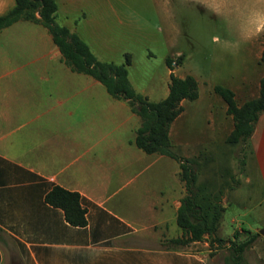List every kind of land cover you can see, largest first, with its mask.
<instances>
[{"label":"crops","instance_id":"1","mask_svg":"<svg viewBox=\"0 0 264 264\" xmlns=\"http://www.w3.org/2000/svg\"><path fill=\"white\" fill-rule=\"evenodd\" d=\"M55 1L56 20L87 36L72 21L76 7ZM14 5L0 0V15ZM258 20L251 52L256 61L264 49V39L258 41L264 14ZM170 72L168 67L166 95ZM263 74H245L223 86L240 105L258 96ZM133 88L154 101L146 89ZM225 115L230 132L233 120ZM140 123L126 100L71 70L41 24L18 20L0 30V264H208L202 253L160 246L182 235L177 210L186 188L177 160L137 147ZM250 144L264 166V112ZM52 184L82 196L85 226L69 225L59 208L44 201ZM254 242L264 247V240Z\"/></svg>","mask_w":264,"mask_h":264},{"label":"rangeland","instance_id":"2","mask_svg":"<svg viewBox=\"0 0 264 264\" xmlns=\"http://www.w3.org/2000/svg\"><path fill=\"white\" fill-rule=\"evenodd\" d=\"M59 2L66 8L84 9L75 8L72 21L84 28L88 37L82 35L83 40L91 43L104 61L122 63L124 55L130 54V81L137 90L146 89L152 100L158 101L167 93L166 58L172 60L171 71L175 75L195 77L199 97L182 102L183 111L171 126L172 150L186 158L204 153L208 160L206 167L199 170V180L210 178L214 171L226 167L237 181L223 197L218 236L228 240L236 230L247 228L259 234L254 241L264 240V233H259L264 228V166L251 144L242 149L238 144L225 143L231 119L225 115L223 100L211 91L214 84L227 86L245 74L258 75L263 71L264 65L251 52L252 34L261 23L257 19L264 14V0ZM178 56L180 63L175 65ZM242 239L245 234L240 232L237 240ZM254 243L245 251L244 259L250 264H264L261 254L264 247H254ZM228 245L225 241L220 246H211L205 236L199 242L178 248L206 255L208 264H232Z\"/></svg>","mask_w":264,"mask_h":264},{"label":"trees","instance_id":"3","mask_svg":"<svg viewBox=\"0 0 264 264\" xmlns=\"http://www.w3.org/2000/svg\"><path fill=\"white\" fill-rule=\"evenodd\" d=\"M56 12L55 0H15V5L0 15V30L18 20L41 24L51 34L53 42L71 70L96 78L111 96L126 100L131 111L139 116L141 123L135 136L137 147L146 153L166 155L179 162L181 178L186 188V194L180 200L177 210V224L182 230V235L161 241L160 246L165 249L176 248L201 241L207 236L211 246L229 242V260L232 264H250L244 259V253L259 236L257 232L241 228L228 240L217 235L219 221L224 211L223 197L228 190L237 185L234 176L223 167L220 172L214 171L210 178L199 180V170L206 167L208 160L204 153L200 152L196 156L186 158L172 150L170 125L183 111L181 102L192 101L198 97L195 77L190 74L178 77L170 72L168 94L163 99L151 101L147 96L137 92L129 81L130 54L124 55L122 63L98 59L76 32L56 22ZM180 59L178 56L174 64L178 65ZM165 62L173 69L170 58H166ZM259 62L264 65V49ZM212 90L223 100L226 113L233 120V128L226 136L225 143L238 144L245 149L250 145L259 115L264 112V74L259 80L258 96L245 100L240 105L237 104L234 92L230 88L215 84ZM240 162L243 166V157ZM44 201L52 207L59 208L69 225L74 227L86 225V208L82 205L83 198L78 192L52 184L45 193ZM240 232L245 234V239L238 241Z\"/></svg>","mask_w":264,"mask_h":264},{"label":"water","instance_id":"4","mask_svg":"<svg viewBox=\"0 0 264 264\" xmlns=\"http://www.w3.org/2000/svg\"><path fill=\"white\" fill-rule=\"evenodd\" d=\"M259 233L263 234L264 233V228L259 230Z\"/></svg>","mask_w":264,"mask_h":264}]
</instances>
